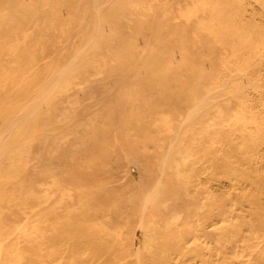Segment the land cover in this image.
Wrapping results in <instances>:
<instances>
[{"label":"rangeland","instance_id":"obj_1","mask_svg":"<svg viewBox=\"0 0 264 264\" xmlns=\"http://www.w3.org/2000/svg\"><path fill=\"white\" fill-rule=\"evenodd\" d=\"M78 1L68 0L69 5L66 7L63 2L59 15L64 20H56L55 17L50 21L52 26H48L47 14L44 25L37 21L34 28L25 32L24 29L16 28L13 37H6V30L10 29V26L5 25V22L12 21L14 30V22L17 20L12 15L0 14L2 21L0 45L7 39L9 48L10 44L13 45L10 53L13 52L21 59L14 66L12 73L9 71L11 73L9 76L19 86L26 85L31 88L29 95L19 99L16 104L18 116L15 117L11 130L4 129L0 141L3 142L7 138L11 140L16 136L14 134L20 131L21 126L34 118L37 120V125L31 129L32 134L26 138L34 150L30 154H21L29 161L28 168L34 182H41L43 185L40 201L36 203L34 200V207L41 206V201L50 203V199L56 196V191L60 190L56 188L57 185H61V189L70 190L71 197L75 191H82L85 187L122 190L136 201L135 205L125 203L124 206H136L138 210L128 212V216L134 219L130 220L131 224L128 226H121L120 236L121 239H125L124 243H130L133 250L138 248L140 252L147 250L152 243L145 238L139 226L145 221L141 211L143 206L149 208L150 204L156 203L160 207L162 204L165 205L173 194L177 195L178 190L181 192L186 190L182 194L185 201L187 198L192 204V194L193 196L196 194L195 197L202 201L201 214L212 208L215 211L221 205H233V208L238 206L234 209L239 207L242 209H239L242 218L238 223L231 221L234 226L243 233L249 226L253 225L255 228L257 226L258 229L253 234L264 236V56L261 58L260 67H257L255 61L252 63L254 57L264 54V7L260 1L239 0L236 4L240 5L239 9L243 4V9L240 15L233 11L235 24L224 31L222 28H215L208 39L209 49L213 42L226 41L229 45L233 43L229 47L233 60L224 52L219 55L217 63L206 58L202 61L219 72L220 77L214 87L219 88L221 99L225 98L227 101V109L221 110L219 114L224 116L222 120L228 130L226 129L225 134L212 135L207 141H205L207 134H204L206 138L202 135L205 129H210L209 125L203 128L195 124L206 107L205 101L196 102L204 96L206 87L203 88L202 84L195 85L198 80L191 78L193 73L185 75V80L177 79L174 73L173 76L170 75L171 77L167 74L163 77L148 78L149 83H156L155 87L160 84L166 87L161 92H151L146 88L143 93H135L131 82L140 79H134L127 72L134 70L144 54L138 55L135 65L133 67L128 65L126 69L118 72V76L108 72L106 63H112L117 68L127 65L125 59L121 60L120 54L123 51H117L109 57L95 55L100 44L95 37L93 38L94 34H90L89 25L86 28L81 26L90 21L93 9L88 14L89 6L92 2L93 4L97 2L92 0L88 8L79 6L80 9L76 10ZM169 1L149 2L144 9L154 11L158 10V7L160 12L173 19L176 8L171 7ZM91 17L97 18L94 13ZM216 21L218 26L222 24V18ZM102 22L105 23V20L99 21L100 24ZM112 33H118V30ZM255 35L260 36L262 40L252 39ZM90 37L92 40L85 43L84 39ZM199 37L200 34L197 39L204 42L207 40V33ZM132 41V47L141 48L140 40L135 38ZM185 45L189 46L180 42L179 48L173 45L166 49L167 56L176 55L177 62H171L173 71L177 65H182L186 61L184 52L188 49L184 47ZM50 47L53 51L51 56L48 55ZM157 49L159 52L165 47L163 45L160 47V44L150 45L144 47L143 51L146 54ZM209 49L207 42L194 45V52L200 51L205 56L208 55ZM75 51L86 59L84 61L72 59V52ZM22 55L25 58H22ZM242 56L250 57L252 60L248 62L250 66L244 72L236 74L238 71L236 63ZM221 61L224 65H221ZM205 68L209 69L206 66ZM222 73L237 84L227 86L221 76ZM141 81L146 82L144 79ZM171 82L176 86L172 91L168 88ZM178 82L181 84L179 88ZM240 85L243 91L240 90ZM191 87L196 88L192 90L193 97L190 95ZM169 94L178 100L176 108L180 103L189 105L188 108L181 107L187 109L177 113L178 116L174 114V108L172 110L162 101V98ZM207 97L208 95L205 98ZM244 99L254 114L255 123L251 118L250 122H244L250 112L243 114L237 106V102ZM0 100L7 103L15 101L9 92L1 95ZM77 115H86L83 118L84 126L81 129L83 134L80 138L67 135L72 126H77ZM134 120L139 121L144 130H150L153 136L150 132L145 136L140 132L142 128L131 130L130 126ZM219 125V123L214 125V128L218 129ZM102 139H105V142L99 144ZM156 141L158 147L154 149ZM93 143L101 149L100 152L89 151ZM4 149V155H7L13 148L8 145ZM76 166L83 177H76L77 174L81 175L74 171L77 169ZM100 166H103V169L99 172ZM149 172L157 174L156 189L153 188L152 182L146 184ZM163 172H167L166 180L178 174L171 184L175 192L164 190L163 184L166 180L164 181ZM88 175L93 177L92 183L87 186L83 181ZM138 189H146L150 193L149 196L143 194L135 199L133 196L138 195L136 193ZM204 195L209 198L204 199ZM116 198L114 196L111 199ZM250 211L256 213L248 215ZM191 214L192 211L186 220L181 217L169 218L175 224L163 228L164 239H155L157 243L150 251L153 256L148 257L159 258L161 254H166L167 250L173 249L172 245L177 237L184 234L182 226L178 223L185 225L190 222L187 226L192 228L195 216ZM201 214L195 215L201 217ZM45 216H48V212ZM161 240L165 241V247H160ZM210 247L211 244L205 248L204 239L199 240L197 245L188 243L181 248V257H201L202 254L208 257L212 250ZM238 254L239 252H236L232 257ZM134 256L132 251V257Z\"/></svg>","mask_w":264,"mask_h":264},{"label":"bare ground","instance_id":"obj_2","mask_svg":"<svg viewBox=\"0 0 264 264\" xmlns=\"http://www.w3.org/2000/svg\"><path fill=\"white\" fill-rule=\"evenodd\" d=\"M91 1L79 0L75 6L76 10L80 9L79 6L88 8L87 6ZM94 1L97 3L93 4L92 2L88 14L93 9L91 16L94 13L97 18L90 16V21L81 27L86 28L89 25L91 27L90 34L93 33V38L95 37L94 39L99 42L100 46L95 55L109 57L113 53L122 50L121 60L125 59L127 64L117 68L112 63H106L107 71L118 76V72L126 69L128 65L132 67L135 65L138 55L144 54L134 70L127 72L134 79H140L131 82L135 93H143L146 88L151 92H161L162 89H166L162 84L155 87L156 83H149L148 78L163 77L167 74L171 77L170 75L173 76L175 73L177 79L185 80V75L193 73L191 78L198 80L195 85L202 84L203 88L206 87L204 96L196 101L197 103L206 102V107L202 110L203 113L195 121V124L203 126V128L205 125L210 127V129L203 131L202 137L207 134V138L204 137L207 141L214 134L226 133L228 127L222 120L224 116L220 115L219 112L227 109V101L225 98L221 99L219 88L214 87L218 83L219 72L202 61L206 58L217 63L219 55L224 52L233 60L231 58L232 52L229 50L233 43L229 45L226 41L222 43L213 42L209 49L208 39L211 32L214 33L215 28L219 27L224 31L228 27H232L235 24L233 11L240 15L243 4L239 9L240 5L236 4L239 0H170L171 7L177 9H175L176 13L172 19L170 16H165V13L160 12L158 7V10L154 11L144 9L147 3H154L159 0ZM259 1L264 7V0ZM63 2L64 7L69 5L68 0H0V14L12 15L17 20V22H14V30H12V21L5 22V25L10 26V29L6 30V37H13L16 28L24 29L23 32L34 28L37 21L44 25L47 14L48 23L46 24L48 26H52L50 21L55 17L56 20H64L59 15ZM101 11L103 12L101 13ZM218 11L221 13H215ZM220 18H222V24L218 26L216 20ZM101 19L105 20V23L100 24ZM1 25L2 21H0V29H2ZM208 29L209 32H207ZM115 30H118V33L113 34L112 31ZM205 32L207 33V40L200 42L197 36L200 34L199 38H201ZM135 38L140 40L142 49L131 46L133 44L132 40ZM252 39L262 40L258 35L253 36ZM91 40L92 37L84 39V42ZM180 42L189 44V46H184L188 49L187 52H184L186 61L182 65H177L175 71H173L171 62H177L175 60L176 55L167 56L166 49L173 45L178 46ZM206 42L209 49L207 56L200 51L194 52L195 43ZM134 43L136 44L135 41ZM157 44L158 46L160 44V47L163 45L165 49H160L159 52L157 49L153 52L144 53V47L147 48L150 45ZM11 48H13V45L10 44L9 48L7 39L0 45V96L9 92L15 99L14 102L9 101L8 103L5 100H0V136L4 135V129L11 130L14 119L18 116V105L16 104L19 99H24L29 95L31 90L26 85L25 87L19 86L9 76L14 66L21 61L18 55L15 56L13 52L10 53ZM49 49L48 55L51 56L53 51L51 47ZM262 56L264 54L254 57L253 60L250 57L242 56L236 63L238 68L236 74L244 72L250 66L248 62L251 60L252 63L255 61L258 64L257 67H260ZM21 57L25 58L24 55ZM71 57L79 61L86 59L85 56L76 51L72 52ZM221 65H224L222 61ZM205 66L209 69H206ZM221 76L227 86L232 87L237 84L236 81L229 80L224 73ZM143 79L146 82L141 81ZM180 86L181 84L178 82L177 87ZM173 87H176L175 84L169 83L168 88L171 91ZM189 89L192 93V90L196 88L191 87ZM240 90L243 91L241 85ZM190 95L193 97L194 93ZM206 95L209 98H205ZM162 101L172 110L174 108L173 111L176 116H178L177 113L182 112L189 106L180 103L176 108L178 100H175L172 94L163 97ZM131 103L135 104L136 102ZM186 106L187 108H181ZM193 106L190 108L193 109ZM237 106L243 114L247 111L250 112L244 122H250L249 118L252 122L254 121V114L250 111L251 108L245 99L238 101ZM21 107L22 104L20 103ZM84 117L86 115L76 116L77 126H72L70 133L67 135H74L75 138L81 137ZM37 123L34 118L28 124L21 126L20 131L14 134L16 135L14 138L0 141L2 142L0 143V264H264V236L253 234L258 227L255 228L251 225L243 233L231 222L238 223L242 218L240 207L234 209L238 206L233 208V205H221L215 211L212 208L201 214L203 207L200 204L202 201L195 197L196 194L194 196L192 194V204L187 198L186 202L182 197L186 190L182 192L178 190L177 195L173 194L171 199H167L165 205L162 204L159 207L156 203H153L150 204L149 208L143 206L141 209L145 221L140 223L139 226L142 228L145 238L152 242L147 248L148 252L147 250L139 252L138 248L133 250L130 243H124L125 239H121V226H128L133 218L128 216V212L138 210L136 206H124L125 203L135 205L136 201L122 190L85 187L82 191H75L71 197L70 190L61 189V185H57L56 188L60 190L56 191V196L50 199V203L41 201L42 207L38 205L35 208L33 205L34 200L36 203L40 201L43 185L41 182H34L28 168L29 161L21 154H30L34 150L27 143L26 138L32 134L31 129ZM218 123L220 124L219 128L215 129L214 125ZM141 128L142 125L137 120H134L130 126L131 130H140ZM140 132L148 136L150 130L142 128ZM103 142H105V139H102L99 144ZM8 145L13 148L12 152L4 155V148ZM153 147L154 149L158 147L157 141ZM95 150L101 151L93 143L89 151L95 152ZM99 159L101 161L100 156ZM102 169L103 166H100L99 172ZM76 170L74 171L77 173L81 172L79 167ZM163 173L165 181L167 172ZM80 174H77L76 177H83V174ZM93 175H88L85 181L82 179L81 181L88 186L92 183ZM177 175L171 176L164 182L163 188L165 191L175 192L171 184ZM156 177V172H149L146 184L152 182L153 185H151L156 189L158 182H156ZM136 193L138 195L133 196L135 199L143 194H148V196L150 194L146 189H138ZM114 196L117 198L111 199ZM208 198L207 195H204V199ZM191 211V216H195L192 220V228L187 226L190 222L185 225L177 222L182 226V233L184 234L177 237L172 245L173 249L167 250V253L161 254L159 258L148 257L149 255L153 256L150 251L157 243L155 239H164L162 238L163 228L175 224L169 218L181 217L186 220ZM47 212L48 216H45ZM252 213H256V211H250L248 215ZM195 214H201L202 218ZM191 234L192 236H190ZM201 239H204L205 248L210 244L212 246L208 257L203 256V254L201 257H181V248L187 246L188 243L197 245ZM159 242L162 243L160 247H165L164 240ZM200 249H202V246H200ZM132 251L134 257H132ZM236 252H239V254L232 257ZM227 253H230V255H227ZM171 254L174 255L171 256ZM225 255L226 257H224Z\"/></svg>","mask_w":264,"mask_h":264}]
</instances>
